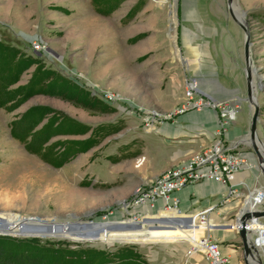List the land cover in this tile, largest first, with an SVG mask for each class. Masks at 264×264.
I'll list each match as a JSON object with an SVG mask.
<instances>
[{
    "label": "rangeland",
    "instance_id": "rangeland-1",
    "mask_svg": "<svg viewBox=\"0 0 264 264\" xmlns=\"http://www.w3.org/2000/svg\"><path fill=\"white\" fill-rule=\"evenodd\" d=\"M199 1L189 13L178 5L153 6L145 0H0V63L8 61L20 70L17 81L4 90L11 101L0 105V212L7 219L65 222L73 216L100 222L105 230L132 216L137 222L155 219L157 205L131 209L121 203L140 183L208 146L211 134L216 138L217 113L188 115L177 122L181 128L168 131L158 120L151 128L143 121L144 112H172L183 101L188 78L233 111L225 141L247 162L248 174H261L246 143L251 106L245 101L243 33L229 17L226 0ZM232 1L244 13L259 110L256 139L264 145V0ZM185 30L197 47L192 65L181 54ZM48 76L51 91L78 96L81 103L91 97L94 109L45 93L40 85ZM105 92L118 100L106 104ZM202 205L199 200L193 208ZM210 216L196 223L205 228ZM232 216L225 215V222ZM220 231L204 232L218 241L227 237ZM16 233V228L6 230L0 238L63 241L71 248L110 253L130 247L141 264H182L188 247L185 241L123 243L126 230L99 234L92 242H72L67 234L70 241L7 237ZM227 241L222 245L241 248L236 234ZM200 264L205 262L200 259Z\"/></svg>",
    "mask_w": 264,
    "mask_h": 264
},
{
    "label": "built area",
    "instance_id": "built-area-1",
    "mask_svg": "<svg viewBox=\"0 0 264 264\" xmlns=\"http://www.w3.org/2000/svg\"><path fill=\"white\" fill-rule=\"evenodd\" d=\"M153 6L167 5L173 7L178 0H145ZM118 99L111 93L102 94V101L107 103L116 102ZM226 102L217 101L200 92L197 82L193 78H188L184 82L183 101L170 113L157 114L155 112H144L143 121L147 128L153 127L154 120L160 123L172 121L175 117L188 112H199L203 109L212 110L218 115V125L215 130L216 138L212 144L201 151L192 154L186 160L179 162L176 166L166 169L151 180L140 183L134 190L131 198L122 202V208H153L159 206V211L171 212L174 215L168 218L184 217L178 207V199L175 193L187 186L210 181L226 187L225 192L217 205L204 208L195 214V217L201 216L198 221H205L206 216L214 212L217 207L226 205L234 198L240 196L241 185L234 183L236 174L242 169H249L246 161L243 160L240 153L235 152L228 144L224 135L226 134V124L234 117L229 115ZM264 200V190L258 189L248 193L243 200V204L249 205L250 210L261 205ZM159 203V204H158ZM205 215V218H202ZM137 218V217H136ZM135 216L130 220L137 222ZM226 224L207 226L203 228L201 236L196 243L187 242L185 259L182 264H198L197 261L190 262L192 257L200 256L205 264H225L226 258L221 255L219 244L213 240L204 231L210 228H217L228 232L236 233L237 225L235 219ZM167 219V218H164ZM197 221V222H198ZM197 224V223H196ZM198 226V224H197ZM250 231V240L255 248L264 252V224H260L257 219H250L246 226Z\"/></svg>",
    "mask_w": 264,
    "mask_h": 264
},
{
    "label": "water",
    "instance_id": "water-1",
    "mask_svg": "<svg viewBox=\"0 0 264 264\" xmlns=\"http://www.w3.org/2000/svg\"><path fill=\"white\" fill-rule=\"evenodd\" d=\"M226 9L231 20L241 29L243 33V64H244V78H245V90L246 98L245 101L251 106V114L249 118L248 125V140L246 143L251 145L252 151L256 156L258 162V168L261 174L264 175V160L261 157L260 150L255 143L256 139V120L258 118V106L255 101L254 92L251 87V73L252 69L250 66V59L248 55V31L244 25L243 12H239L233 5L232 0H226ZM257 142L264 147V145L257 140ZM262 148V147H261ZM264 205V200L261 203ZM7 213L0 212V234L3 231H8L10 229L16 228L15 235H7V237H27V238H63L68 240L64 234H67L74 239L72 242H92L98 239L99 234L105 235L108 231H119V230H137L140 227H146L149 223L150 226L159 227L157 224V219H145L141 222H136L133 225H125L121 223L113 224L107 226V229L101 228L100 222H81L80 220L74 219L73 216L70 217L72 221L65 222H54L52 219L46 218H18L12 216L11 220L7 219ZM192 216H184L177 218H167L161 219L167 222V227L169 228H180L187 227L188 222L192 219ZM264 218V206L262 210H253L251 212H240L238 217L235 219V224L237 225L236 235L240 241L242 250V263L243 264H263L261 257L258 255L255 247L250 240V231L246 226L249 225L250 219H262ZM147 222V223H145ZM141 225V226H140ZM3 234V233H2ZM52 234H55L54 236ZM4 236V235H3ZM68 240V241H70Z\"/></svg>",
    "mask_w": 264,
    "mask_h": 264
},
{
    "label": "crops",
    "instance_id": "crops-1",
    "mask_svg": "<svg viewBox=\"0 0 264 264\" xmlns=\"http://www.w3.org/2000/svg\"><path fill=\"white\" fill-rule=\"evenodd\" d=\"M211 1V0H209ZM200 1L199 0H178L177 4L181 11L183 12H193V7L192 6H197L199 5ZM175 6V5H174ZM190 7H192L190 9ZM195 10V9H194ZM190 35V33L188 32V30H185V33L183 35L184 39L181 40V54L183 56V62L185 64H189L192 65L194 64L195 60L198 59L197 57V47L196 45H192V41L188 38ZM200 113H207L209 115L212 116H216V112L208 110V109H203L199 112H188V113H184L182 115H179L177 117H175L172 121H165L163 123H160V128L162 130H173V129H177V128H181L182 126L178 125L177 122L180 120L185 119V117H187L188 115H197ZM229 131L227 130L225 136H228ZM210 143L208 146H210L213 142V135L211 134L210 136ZM225 140H227L226 137H224ZM208 146H206L205 148H207ZM204 149V148H203ZM190 155H187L185 158L179 160L176 164H174L173 166H176L179 162L186 160ZM172 166V167H173ZM171 168V167H170ZM247 169H242L241 171H239L236 176H235V180L234 183L237 185H241L240 188V196L238 198H234L230 201V203L220 206L217 210H215V215L216 216H210L211 214H209V218L211 221V223H215V222H219L220 224H226L228 222H231L232 220H234L235 217H238L239 213L244 211V212H251L253 210H262L264 205H259L254 209L249 208V205H244L243 204V200L246 198V196L248 195V193H251L255 190L258 189H263L264 190V175L263 174H255V173H251L248 174L246 172ZM226 187L219 185L217 183L214 182H210V181H204V182H200V183H196L190 186L185 187L184 189L178 191L175 193L176 198L178 199V207L182 213L183 216H193L195 215L197 212H200L201 210H203L204 208H207L209 206H214L217 205L221 195L224 194ZM244 189V191H243ZM199 200H203V205L201 207H196L193 208V205L196 204V202H198ZM263 202V200H262ZM159 204V203H158ZM229 212L233 213L232 216V220L230 221H226L224 220V216L229 214ZM161 214V212H159L157 215ZM161 218H166L165 215L161 216ZM192 218L188 223L190 224V227H193V229L190 231L189 235L193 236V234H195V232L199 233V235L202 234V232L200 230L197 229V224H196V220ZM258 222L260 224H264V218L259 219ZM221 233H224V235H227L226 238H223L218 240V244H219V250L222 256H224L227 260V262L225 264H243L242 263V251L241 248L240 249H230V247H233L232 245H222V243L224 241H227L229 239V236H233L235 235V233L232 232H228L225 230H221ZM140 237V238H139ZM137 236V237H130V238H126L128 240H136V239H140L141 241H143L144 243H157V242H171V241H185L190 243L189 240H180L179 238H177L176 236H174L172 234V229L171 228H167V227H162L160 229L157 230L156 234H144L143 236ZM125 239V238H124ZM228 243H231L232 241H227ZM257 253L259 256H261V251L257 249ZM264 255V252H263ZM262 257V256H261ZM200 259H197V256H194L191 258V260H189L190 262H194L197 261L198 264H200ZM264 263V260H263Z\"/></svg>",
    "mask_w": 264,
    "mask_h": 264
},
{
    "label": "trees",
    "instance_id": "trees-1",
    "mask_svg": "<svg viewBox=\"0 0 264 264\" xmlns=\"http://www.w3.org/2000/svg\"><path fill=\"white\" fill-rule=\"evenodd\" d=\"M5 57H10L5 55ZM10 62L0 63V105L11 101L9 92L4 90L14 84L20 74L18 67ZM50 77L42 79L40 88L45 93L53 97L71 101L78 107L85 110L94 109V99L88 98L84 103L76 96L70 99L69 95L63 91H51L47 83ZM34 127L36 123L29 124ZM63 241L38 240V239H7L0 238V264H141L138 261V254L132 251L130 247H122L114 252L97 250L93 248H81Z\"/></svg>",
    "mask_w": 264,
    "mask_h": 264
},
{
    "label": "bare ground",
    "instance_id": "bare-ground-1",
    "mask_svg": "<svg viewBox=\"0 0 264 264\" xmlns=\"http://www.w3.org/2000/svg\"><path fill=\"white\" fill-rule=\"evenodd\" d=\"M174 7V6H173ZM250 73H251V76H252V74L254 73V70L253 69H251L250 70ZM251 87H252V91L254 92V82H253V79H251ZM229 112V115L231 116L232 115V110H229L228 111ZM255 143L257 144V140H255ZM257 147L261 150H263V151H260V153H262L263 155H264V147L263 146H261L260 147V145L258 146L257 145ZM159 212H161V214H159L158 215V217H157V215H156V219H157V224L159 225V227H152V226H150V224L149 223H147V222H145V223H147L146 224V227H140L139 229H137V230H126V232L128 233L127 234V237L126 238H130V237H132V236H134V237H139V236H143L144 234H156L157 233V230L158 229H160V228H162V227H167V222H165V221H162L161 219V216H164L165 215V217L166 218H168V217H171V216H173L174 214L173 213H171V212H162V211H158L157 212V214L159 213ZM205 215H202V218H205L204 217ZM146 217V216H145ZM152 217V216H151ZM195 220H196V218H198V217H201V216H197V217H195V216H192ZM149 218V217H148ZM155 218V217H154ZM149 220V219H148ZM194 220V221H195ZM116 224V223H115ZM121 224H125V225H133V224H136V222L135 221H132V220H130V221H123V222H121ZM141 226V225H140ZM207 226L208 227H211L212 226V224H211V222L210 221H208L207 222ZM203 227L204 226H197V229L198 230H200L201 232L203 231ZM167 228H169V227H167ZM172 229V234L174 235V236H176L177 238H179L180 240H190V242L191 243H196L197 241H198V238L199 237H196V238H193L191 235H189V233H190V231L192 230L191 228H190V224L188 223V226L187 227H180V228H177V227H174V228H171ZM125 231V230H124ZM118 231H115V233H117ZM110 233H112V232H110ZM110 233H108V234H110ZM201 236V235H200ZM140 238V237H139ZM100 239H102L103 240V238H100ZM137 240V239H136ZM136 240H128V239H123V240H121L123 243H126V242H128V243H134ZM255 250L257 251V248H255Z\"/></svg>",
    "mask_w": 264,
    "mask_h": 264
}]
</instances>
